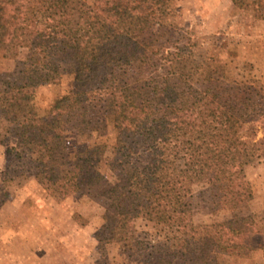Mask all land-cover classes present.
<instances>
[{
  "label": "trees",
  "instance_id": "trees-1",
  "mask_svg": "<svg viewBox=\"0 0 264 264\" xmlns=\"http://www.w3.org/2000/svg\"><path fill=\"white\" fill-rule=\"evenodd\" d=\"M74 1L0 0V49H29L0 105L19 125L18 145L34 156L43 188L68 197L102 182L101 165H112L121 173L108 190L114 207L130 203L138 217L171 229L192 221L197 185L209 188L217 211L252 201L246 167L263 156L264 84L234 82L190 53H165L155 40L161 0H95L87 9L102 23L95 41L68 21ZM65 63L75 68V89L41 118L35 91L57 81ZM99 95L112 102L117 140L86 148L70 168L66 134L87 131ZM253 217L194 228L200 258L246 255L258 231ZM156 243L150 264H175V248Z\"/></svg>",
  "mask_w": 264,
  "mask_h": 264
},
{
  "label": "rangeland",
  "instance_id": "rangeland-1",
  "mask_svg": "<svg viewBox=\"0 0 264 264\" xmlns=\"http://www.w3.org/2000/svg\"><path fill=\"white\" fill-rule=\"evenodd\" d=\"M94 1L75 0L68 21L95 41L102 23L87 11ZM160 7L155 40L165 53H190L196 62L220 67L234 82L264 84V0H161ZM28 53L27 47L0 49V93L4 82L23 70ZM75 85V68L66 63L57 81L39 85L34 106L40 117L46 118L55 100ZM90 101L87 131L66 134L70 168L86 148L117 140L111 100L99 95ZM18 132L0 105V264H150L159 240L175 248V264H264V142L258 151L262 158L246 167L252 201L238 212L217 211L209 188L197 185L192 221L171 229L138 217L130 203L114 207L108 190L121 173L112 165H101L99 184L84 185L68 197L49 194L35 178L34 156L18 145ZM258 139L264 140L262 130ZM238 215L254 216L258 231L252 250L201 259L194 228Z\"/></svg>",
  "mask_w": 264,
  "mask_h": 264
}]
</instances>
